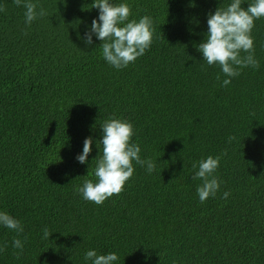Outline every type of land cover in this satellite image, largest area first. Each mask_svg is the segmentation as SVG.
Here are the masks:
<instances>
[{
	"label": "trees",
	"instance_id": "trees-1",
	"mask_svg": "<svg viewBox=\"0 0 264 264\" xmlns=\"http://www.w3.org/2000/svg\"><path fill=\"white\" fill-rule=\"evenodd\" d=\"M32 2L47 15L28 26L22 6L0 0V211L23 225H0V264H92L91 249L115 252L113 264H264V17L251 33L259 68L225 87L197 46L208 15L232 0H111L155 28L150 48L122 69L95 34L83 39L99 17L93 0ZM112 118L132 123L130 143L156 167L133 161L124 190L97 205L77 188L96 182L101 126ZM209 155L222 157L220 187L201 203L193 176Z\"/></svg>",
	"mask_w": 264,
	"mask_h": 264
},
{
	"label": "clouds",
	"instance_id": "clouds-1",
	"mask_svg": "<svg viewBox=\"0 0 264 264\" xmlns=\"http://www.w3.org/2000/svg\"><path fill=\"white\" fill-rule=\"evenodd\" d=\"M13 3L25 9V24L28 26L38 17L47 15L42 6H39L37 11L38 5L32 0H13ZM241 5L242 0H232L226 8L218 7L214 13H210L207 19V38L197 46L207 65L220 66L222 73L227 77L223 79L221 85L225 87L231 83L230 78L240 74V69L249 66L258 69L260 66L255 58L254 38L251 33L254 21L264 17V0H254L246 9ZM91 7L99 9V17L98 20L95 18L92 20L90 29L85 32L83 39L87 45H91L92 36L95 34L102 42L100 44L102 56L111 66L116 69L127 67L150 48L155 31L151 17L145 15L138 21L129 20L130 6L127 3L114 4L111 0H93ZM4 11L6 9L0 5V12ZM242 52L246 55L242 56ZM216 79L220 80V76L217 75ZM101 129L103 135L100 142L103 149L102 155L96 159L94 169L96 182L86 179L83 186L77 188L85 200L97 205L103 204L106 199L119 195L124 190L125 183L134 173L133 161L141 166L146 165L149 173L156 167L153 160L141 159V148L138 144L130 143L134 135L131 122L112 118L106 120ZM228 139L231 142L235 137L230 136ZM91 144L92 137L85 138L83 150L76 157L81 164L87 163L89 153L92 151ZM221 158V155L215 157L209 155L198 162V170L193 179L203 181L202 185L197 187L201 203L209 197H215L219 190L220 181L214 173ZM192 167L196 169L197 163H193ZM229 194L225 192L223 198L226 199ZM0 225L17 233L23 232L21 222L6 211H0ZM50 233L45 227L43 238L49 239ZM13 247L20 249L15 253L19 258L23 251V242L14 238ZM3 250L0 248V251ZM85 259L90 260L92 264H113L119 257L115 252L97 254L95 249H91L85 253Z\"/></svg>",
	"mask_w": 264,
	"mask_h": 264
}]
</instances>
